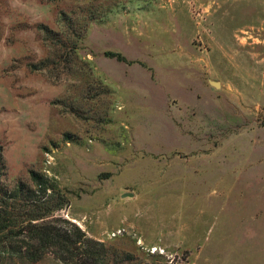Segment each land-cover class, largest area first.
<instances>
[{"label": "rangeland", "instance_id": "rangeland-1", "mask_svg": "<svg viewBox=\"0 0 264 264\" xmlns=\"http://www.w3.org/2000/svg\"><path fill=\"white\" fill-rule=\"evenodd\" d=\"M0 147L110 264H264V0H0Z\"/></svg>", "mask_w": 264, "mask_h": 264}, {"label": "trees", "instance_id": "trees-1", "mask_svg": "<svg viewBox=\"0 0 264 264\" xmlns=\"http://www.w3.org/2000/svg\"><path fill=\"white\" fill-rule=\"evenodd\" d=\"M42 30L46 39L57 37L47 27ZM5 170L0 147V264L13 258L37 263L48 254L63 264H110L112 257H120L110 255L102 243L88 237L76 224L55 216L67 201L47 175L31 171L32 187L18 183L8 189L1 183ZM131 257L125 254L123 258Z\"/></svg>", "mask_w": 264, "mask_h": 264}, {"label": "water", "instance_id": "water-1", "mask_svg": "<svg viewBox=\"0 0 264 264\" xmlns=\"http://www.w3.org/2000/svg\"><path fill=\"white\" fill-rule=\"evenodd\" d=\"M210 85H212V86L215 87L216 89H219V88L221 87V83H219V82H214V81H211V82H210ZM131 196H133V194H127V193H125V194H123L122 197H131Z\"/></svg>", "mask_w": 264, "mask_h": 264}, {"label": "built area", "instance_id": "built-area-1", "mask_svg": "<svg viewBox=\"0 0 264 264\" xmlns=\"http://www.w3.org/2000/svg\"><path fill=\"white\" fill-rule=\"evenodd\" d=\"M120 233V232H119ZM114 236H116V234H114Z\"/></svg>", "mask_w": 264, "mask_h": 264}, {"label": "crops", "instance_id": "crops-1", "mask_svg": "<svg viewBox=\"0 0 264 264\" xmlns=\"http://www.w3.org/2000/svg\"><path fill=\"white\" fill-rule=\"evenodd\" d=\"M164 230V229H163ZM164 232V231H163Z\"/></svg>", "mask_w": 264, "mask_h": 264}]
</instances>
